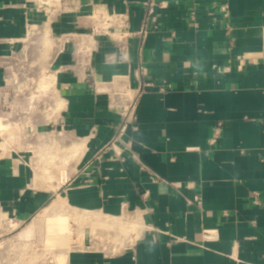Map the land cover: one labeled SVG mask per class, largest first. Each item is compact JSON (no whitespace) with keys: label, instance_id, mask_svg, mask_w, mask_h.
Listing matches in <instances>:
<instances>
[{"label":"crops","instance_id":"crops-1","mask_svg":"<svg viewBox=\"0 0 264 264\" xmlns=\"http://www.w3.org/2000/svg\"><path fill=\"white\" fill-rule=\"evenodd\" d=\"M150 1L69 0L47 19L0 0V85L33 30L71 36L38 59L54 99L35 134L77 150L55 188L31 165L38 140L6 143L0 230L61 195L80 223L67 264H264V0H157L154 19Z\"/></svg>","mask_w":264,"mask_h":264},{"label":"rangeland","instance_id":"rangeland-1","mask_svg":"<svg viewBox=\"0 0 264 264\" xmlns=\"http://www.w3.org/2000/svg\"><path fill=\"white\" fill-rule=\"evenodd\" d=\"M42 1L45 2V0ZM59 1L55 6L62 7V9L74 6L69 0ZM53 7L46 5V8L50 10L45 14V18H53ZM95 14L97 18L105 20L112 27L113 14L108 12ZM35 32V30L31 32L21 49L12 53L10 59L14 63L6 67L7 81L0 85V122H4L7 126L0 129V137L4 141V151L11 148L6 143L13 141L18 144V153L21 150L27 152L30 142L34 143L38 140L40 150L35 153L37 161L33 160L31 165L34 166V170L37 167V172L44 176L42 180L53 183V185H48L57 188L67 182L63 180L64 177L67 180L69 178L66 164L76 160L74 156L77 155V150L74 147L70 148L69 145L61 144L53 146L51 151L49 148L45 151L43 140L39 141V136H36L41 132L40 129L39 131L35 129L42 125L43 113L41 111L46 108L50 102L49 99L51 101L54 99L49 93L50 87L46 85L42 88L40 85V78L48 72H42V67L45 65L38 59H52L59 48L63 47L64 41L62 40L68 43L71 36L66 34L60 39L59 36L51 37L46 32L44 35L47 36L43 39V36L37 37ZM96 32H101V30L96 29ZM54 42L58 46L56 45L53 54H46L44 57L43 50L37 54V48H35L37 44L48 49ZM127 119H129L128 114ZM46 155L49 157L46 158ZM70 173L73 174V171ZM60 198L61 195L52 200L22 227L16 226L19 228L13 229L15 227L12 225V228L6 227L0 230V264H59L57 260L61 254H68L71 249H76L77 237L80 236V223L74 219L76 212L67 208L65 202L60 208L54 209V204ZM70 218H72L71 222Z\"/></svg>","mask_w":264,"mask_h":264},{"label":"built area","instance_id":"built-area-1","mask_svg":"<svg viewBox=\"0 0 264 264\" xmlns=\"http://www.w3.org/2000/svg\"><path fill=\"white\" fill-rule=\"evenodd\" d=\"M60 2L59 0H45L42 1V0H38V2L41 4V6H39V8H41V11L43 13H48L50 9H47L46 8V5H52L54 6L53 8H55V5L56 3ZM156 1L157 0H151L150 3H149V7H150V11L148 13V17L150 18L152 16V18L154 19V5L156 4ZM55 2V3H54ZM71 3V2H70ZM222 10L224 11L225 13V16H227V11H228V5L226 6H223L222 7ZM3 144H4V141H3V138L0 137V162L2 161V159L4 158L3 154H4V149H3ZM209 232V231H207Z\"/></svg>","mask_w":264,"mask_h":264},{"label":"bare ground","instance_id":"bare-ground-1","mask_svg":"<svg viewBox=\"0 0 264 264\" xmlns=\"http://www.w3.org/2000/svg\"><path fill=\"white\" fill-rule=\"evenodd\" d=\"M62 204H63V201L60 200V201L56 202L53 207H54V209L60 208V206H62ZM13 226L15 227L13 229H16V226L15 225H13ZM57 261H58L59 264H67L68 263V254H61Z\"/></svg>","mask_w":264,"mask_h":264}]
</instances>
